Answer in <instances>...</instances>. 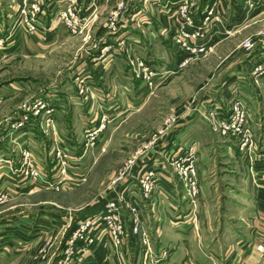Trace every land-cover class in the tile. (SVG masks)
Returning a JSON list of instances; mask_svg holds the SVG:
<instances>
[{
	"label": "rangeland",
	"instance_id": "obj_1",
	"mask_svg": "<svg viewBox=\"0 0 264 264\" xmlns=\"http://www.w3.org/2000/svg\"><path fill=\"white\" fill-rule=\"evenodd\" d=\"M183 1L0 0V264H162L159 196L186 233L234 235L232 151L252 173L264 150V0ZM185 43L205 52L183 64ZM236 101L254 145L219 126ZM110 211L122 244L85 229Z\"/></svg>",
	"mask_w": 264,
	"mask_h": 264
},
{
	"label": "crops",
	"instance_id": "obj_2",
	"mask_svg": "<svg viewBox=\"0 0 264 264\" xmlns=\"http://www.w3.org/2000/svg\"><path fill=\"white\" fill-rule=\"evenodd\" d=\"M229 89V91L226 90L224 93L232 95V93L236 92L234 87H230ZM258 121L259 124L255 123V125H259L260 127L263 126V119H259ZM231 149L233 150V147ZM231 155L235 159L234 166L236 168L238 167V170L235 172V179H238L236 181L237 187H234V190H232L238 193L239 190L237 188L240 183L243 187H248H245L246 192H243L248 198L246 201H240L239 203L234 200V207L239 210V212L237 211V219L231 220L229 224L234 235L227 240L224 237L220 238V235H218V237L213 236L212 233L207 232V225L209 222L204 219L200 222L201 224L198 232L186 233L184 219L175 215L172 217V214L167 210L171 209L175 211L174 205L165 199V196H159L158 199L160 203L157 206H161L162 209L165 207V209H161L165 217L160 218L154 216L152 212V228L155 227L154 225L158 223V221L162 223L166 222V225L170 228H174L172 232L163 233L164 236L161 238L154 235V238L159 240L156 249L158 251L150 249L149 253L151 255L158 257L161 255L162 249H169L168 259L162 260V264H264V259L261 258V255L254 247L256 242L264 238V150H262V159L258 162V166L254 167L252 173H250V169L246 172L245 170L243 171L242 164L240 163L242 161L239 160L240 157L235 151L234 154L232 151ZM243 175L245 176L244 182L241 181ZM251 178L253 179L251 180ZM164 181L166 184L161 181L157 186L165 185L170 187L168 185L170 183L166 180ZM159 189H162V191L166 190V192L167 190L175 191L174 188ZM158 193L161 194L160 192ZM173 197L176 196L172 195L170 198L173 200ZM163 198L164 200L162 201ZM154 206L151 205V207ZM156 208L158 209V207ZM92 253H94L95 257L101 255L100 250H98V254L90 252L87 257L88 259L92 258ZM157 253H159V255H157Z\"/></svg>",
	"mask_w": 264,
	"mask_h": 264
},
{
	"label": "built area",
	"instance_id": "obj_3",
	"mask_svg": "<svg viewBox=\"0 0 264 264\" xmlns=\"http://www.w3.org/2000/svg\"><path fill=\"white\" fill-rule=\"evenodd\" d=\"M181 4V3H180ZM179 4V5H180ZM183 6L187 4V0H184L182 2ZM187 12V8H184V11L183 12ZM189 11V10H188ZM189 13V12H188ZM201 43H198V45H195V47H189L187 46V44H183L184 46H186L188 49H191V53L193 55H190L189 57H186L185 60L183 61V64H186L188 63L189 61L195 59L196 57H198V55L200 53H204L205 52V45H199ZM254 45L251 41L248 42V50H251L254 48ZM233 103V102H232ZM219 114H220V117L222 118L221 119V122H219V126H221L223 129V133H227L228 131L231 132L233 134L234 137H238V136H241L243 135L245 137V141L243 142V147L244 146H247V145H254V139L252 138V136L250 135V131H249V128H245V125L247 124V115L243 109V107H241L240 103L238 101H236L233 105V108H231L228 112V117L230 116L231 117V120H228L227 117H226V112L221 109L219 111ZM252 152H253V149H250L249 150V155H250V159L252 160L253 157H252ZM252 168V167H251ZM253 171V170H252ZM155 172H150L148 174L149 177H152V175L154 174ZM196 173V170H195V166L194 165H189L187 168H185L184 170V175H185V178L181 177V184H182V187H186L188 185V179L193 176L194 174ZM192 178V177H191ZM158 185V184H156ZM146 190H149L151 188H145ZM113 213H115V215L113 216V218L110 217V215ZM120 212H108V213H105L104 215H102L101 218L98 219V217H93L92 219H90L88 222H86V228H91L95 225H97L98 223H100V221H105L107 224L106 225H109L108 227V230L109 228L112 229V232L114 235L115 238H117V243H120L122 244L123 240L121 238V235L124 234V220H123V217L121 216ZM135 230L137 231L138 228H140V219H136L135 221ZM85 233V232H84ZM83 234L81 235H76L75 236V240L77 238L79 239H83L82 237L84 236L86 238V236ZM110 235V236H112ZM74 242V240L72 239L70 241V245ZM256 249L258 252H260L261 254H264V241L262 242H259L257 243L256 245ZM72 253H73V250L70 249V250H67L66 251V256H67V259L68 257H71L72 256ZM66 264H70V262H66Z\"/></svg>",
	"mask_w": 264,
	"mask_h": 264
}]
</instances>
